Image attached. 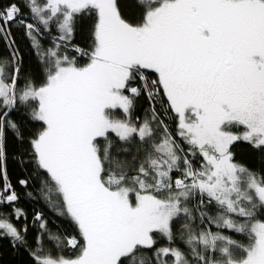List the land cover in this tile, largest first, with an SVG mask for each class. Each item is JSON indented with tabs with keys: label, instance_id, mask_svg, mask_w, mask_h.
Instances as JSON below:
<instances>
[{
	"label": "snow or ice",
	"instance_id": "6c2138e0",
	"mask_svg": "<svg viewBox=\"0 0 264 264\" xmlns=\"http://www.w3.org/2000/svg\"><path fill=\"white\" fill-rule=\"evenodd\" d=\"M0 264H264V0H0Z\"/></svg>",
	"mask_w": 264,
	"mask_h": 264
}]
</instances>
